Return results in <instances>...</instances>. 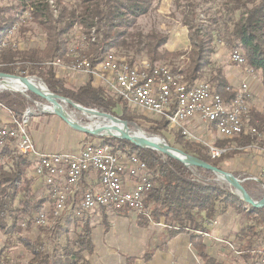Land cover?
Returning <instances> with one entry per match:
<instances>
[{
	"label": "trees",
	"instance_id": "16d2710c",
	"mask_svg": "<svg viewBox=\"0 0 264 264\" xmlns=\"http://www.w3.org/2000/svg\"><path fill=\"white\" fill-rule=\"evenodd\" d=\"M15 2L0 7V31L6 32L13 27L20 14L27 13L30 15L24 21L34 23L44 32L43 45L27 46L20 50L4 48L0 52V72L18 75L16 70H19L23 76L37 74L53 92L84 106L103 109L124 120L144 117L136 108L116 97L105 83L104 86H93L92 81L88 80L81 86L69 87L53 63L57 60L72 61L79 56L97 64L113 47L125 50L143 48L152 62L181 54L165 49L169 37L157 29L146 33L132 30L138 18L154 8L155 0H74L71 5L62 0H55L56 4H52L51 0ZM215 3L219 6L213 10ZM175 5L183 16V23L190 29V65L187 70L190 83L197 81L202 69L211 64L214 42L224 36L231 46L243 47L246 63L260 74L264 85V0H175ZM200 13L208 14V20L200 19ZM76 25L81 28L86 44L79 52L72 50L67 37ZM28 30L30 28L25 24L19 28V33L24 35ZM162 48L165 49L164 54L160 52ZM209 82L215 91L228 95L226 89L229 85L221 69ZM0 102L17 114H22L28 104L25 96L12 92H2ZM156 122V126L149 128L155 134L168 123L164 119ZM252 122L264 133V111L253 113ZM86 135L101 138V144L134 152L146 161L152 188L144 198L149 216L140 215L142 222H158L163 218L166 225L174 228V232H187L202 264H222L208 254L200 232L207 230L206 221L215 220L231 208L241 214L243 227L237 237L241 244L239 250L247 253V261L250 257L248 251L253 246L259 242L264 245V207H245L246 203L238 195L214 180L216 175L213 172L202 167H188L163 153L136 146L127 139ZM255 139L251 134H242L231 139L219 138L215 145L229 147L233 143L238 147L248 146ZM183 141L197 151L199 158L227 170L220 162L226 157V154L221 155L223 152L217 156L211 155H221L219 158H212L205 145ZM0 155V229L15 238L24 230L21 225L26 217H29L27 230H31L36 226V214L44 209L51 216L53 208L45 206L48 196L42 194L36 197L33 193L35 178L29 171L35 158L18 154L10 147ZM196 171L210 180L199 179ZM244 185L253 195L251 189L256 185L255 180L247 178ZM81 195L79 191L75 194L72 209L67 208L62 216L57 219L50 217L47 225L36 226L35 238L27 236L17 239L32 255L28 264H86L78 256L63 257L59 251L60 241L71 229L81 239L91 240L92 220L88 216H78L73 210L78 207ZM7 256L5 251L0 252V264H18L14 258L12 262V258Z\"/></svg>",
	"mask_w": 264,
	"mask_h": 264
},
{
	"label": "rangeland",
	"instance_id": "374dc122",
	"mask_svg": "<svg viewBox=\"0 0 264 264\" xmlns=\"http://www.w3.org/2000/svg\"><path fill=\"white\" fill-rule=\"evenodd\" d=\"M62 2L71 5L73 4L74 0H62ZM51 3L54 4L55 0H51ZM13 4H16L15 0H0V7L13 5ZM154 5H155L154 8H152L146 15H143L138 18L136 24L132 27V30L133 31H143L146 33L150 31L151 29H157L158 31L167 34L169 37L168 39L169 41L166 43L165 49L169 50L170 52L177 51V52H180L181 54L176 55V56H167L156 62L151 61V59L147 55L146 50L143 48L141 50H135L133 48L129 50H125V49H117L113 47L112 49L107 51L106 54L110 52H114L117 56L119 57L121 56L124 60H127L130 64L136 65V66L145 64L146 63L145 61H149L151 64H154V65L158 64V65L170 66L171 68H173L175 72L176 71L182 72L187 80V76H188L187 70L190 65V53L189 52L191 49V41L189 38V34H190L189 26L183 23V16L181 15L180 11L177 9L175 5V0H159V1L155 0ZM218 6H219L218 3H215L212 5V9L215 10L218 8ZM29 15L30 14H27V13H25L24 15H21V14L19 15L18 17L19 19H17V21L13 25V27H16L14 34L13 32L11 33V31L13 30V27H11L6 32L0 31V35L2 38L3 36L9 37V35L11 34L10 35L11 38H9L10 44L8 45V47L11 46L10 48H13L15 50H20V49H24L27 46H36V45L42 46L43 45L44 32L42 31V29L36 26L32 22L24 21V19L27 20ZM207 16L208 14L200 13L199 18L202 19L203 21H206L208 20ZM1 19H2V14H0V21ZM25 24L28 25V28H30V30H28L26 34L22 35L21 33H19V28ZM67 37L69 38V46L73 48L72 50L76 49V51L79 52L81 51L82 48H85L86 46L85 41H84L85 39L83 38L84 37L83 32L79 26L76 25L74 29L67 35ZM214 47H215V52L212 55L211 64L205 66L202 69L201 76L200 78L197 79L196 82H204V81L209 82L212 76H215L218 73V69H221L229 85L228 86L229 88L227 87L226 89V92L228 93V95L221 93L222 96H224L225 99L230 100V98L236 95L237 90L240 88V85L244 82H247L248 85L250 86V94H251L249 98L250 99L249 107H250L251 115H253V113L255 112L262 113L264 111V85H263L260 74L257 73L253 68L249 67L248 64L238 65L235 62H233L231 59L232 51L234 49H239L244 53L243 47L231 46L224 39V36H220V39L215 40ZM163 48L160 50L162 54H164L165 52L164 51L165 49ZM172 48H175V50H172ZM79 59L82 61H84L85 59L89 61L87 58H83V57H79ZM72 61H62L60 65L54 64L58 68L57 72L62 74L63 78H65V80L67 81L69 87L81 86L85 84L88 80L92 81L93 86H104V83L106 84L105 79H109L113 81V76L111 73H109V71H104V70L102 71V69H100L101 66L99 65V63L101 61L97 63L99 65V66H96L97 69L95 68L97 72L96 74L95 73H82L79 71H74L72 69H69L67 65H71ZM247 68L253 69V72L249 75L247 80L243 81L244 79H246L245 77L249 74V72H247ZM17 69L19 68L17 67ZM16 72L18 73V76H23V72H20L19 70H16ZM28 76L39 78L40 80L44 82V80L37 74L28 75ZM111 91L113 92V89H111ZM2 92L19 93L27 98L28 104L24 108L22 114H17L14 110H12L9 106L3 104L2 102H0V111H1V114H3V117L5 119H9V117L13 116V121H18L22 126H25L27 124L26 129H27L28 136L30 140L32 141V144H34L36 151H38L39 153H43V154L72 153V154L77 155L80 152H82L85 146L88 144L97 145V146L98 145L99 146L108 145V144H101L103 141L101 138L87 136L86 133L73 129L57 114L50 112V111L41 110L40 109L41 103L46 104V101L44 99H41L40 97L33 95V94L31 95L29 93L16 92L10 89H5V88L3 89L2 87H0V94ZM230 94H233V96L231 97ZM114 95L116 94L114 93ZM116 97H120L127 104L129 103L128 104L129 106L136 108V110L139 111L143 115L144 118H138L136 120H132V122L138 123L146 132L156 135L162 140H165L168 144L176 148H179L185 151L186 153L197 156V151L188 147L184 143L183 139L188 140L189 142H192V143L196 142L200 145H205L207 150L209 151L210 156H211L210 154L211 146L225 149V152H223L221 155L226 154V157L222 158L220 162L226 167L227 169L226 171L231 172L235 174L236 176H238L239 178H241L243 180V183L247 178L249 179L251 178L255 180L256 185L255 187H252L251 189L253 195L251 193L250 194L255 199H261L264 197V181L262 180V169L264 167V150H263L264 149V133L262 131H259L261 134L256 136L255 137L256 139L253 141V143L248 146L238 147L236 144L232 143L229 145V147L228 146L219 147L215 145V141L223 137L221 136L216 126L217 124L215 122H208V121L204 122L200 117L198 118V116H195L191 120L189 119V120L183 121L178 127L173 126L170 124L169 120H167L165 116L154 114L146 109L140 108L126 101L120 95H116ZM29 108L33 109V111L35 112H30ZM91 108H97V107H91ZM70 112L76 119L80 120L83 124L100 122L99 119H89L87 116H85L84 114H82L81 112L77 110L70 109ZM25 118L27 119V122L24 124L23 121ZM163 119L168 122L165 127L160 128L156 134L149 131L150 127L157 125L156 121L163 120ZM252 119H253V116H250L249 120L251 123H253ZM192 120L193 122H190ZM185 131H187L188 133H186ZM204 132H208L206 133L208 135H205ZM180 135H182L184 138H182ZM94 136H109V135H94ZM225 139H228V138H225ZM108 146H112V145H108ZM9 147L14 149V151H16L18 154H22L21 152H18V150L15 148V146L12 143H8L2 150H0V152H2L4 149L9 148ZM112 147L115 150H118L119 154L121 152L125 153V156H127L128 154H135L134 152L124 150L123 148H120V147H115V146H112ZM220 156L218 157L211 156V157L219 158ZM30 157L35 158V162L29 171L30 172L29 174L33 178H35V181L32 185V188L34 189L33 193L36 197L42 196L43 194V192L41 193L42 189H39L36 187L37 181H42L43 188L45 189V186L48 187V191H44V194L49 197L48 198L49 200L47 201L45 206L46 208L47 207L53 208V213L51 216H49L43 209L40 212H38L34 218L36 226H39V225L45 226L48 224V220L50 217H52V219L53 218L56 219L55 212L57 211L58 199L56 197V193L54 192L55 191L57 192V190H59L60 188H61L60 191L63 190V188L66 187L67 183L65 180L60 178L62 181H64V184L60 186V184L56 180L57 177H55L54 180L51 183H49L47 178L43 176H38L36 172V167H37L36 164H38L37 162L38 156L30 155ZM0 160L2 159L0 158ZM88 175H92L93 179H91L90 180L91 183L86 186L82 184V182L85 179L87 180L89 179ZM196 175L199 179L210 180L206 176L202 175L200 172L196 171ZM214 180H216L221 185H226L234 193L233 188L227 183L218 179L217 176L215 177ZM71 187H73V193L70 195L68 199L65 210L69 206L70 208L72 207L75 194L78 191L81 192L82 195L80 197V202H78V207L73 209L74 212L78 216L80 217L88 216L89 217L92 214L102 211L103 208H109V207L99 206V209L98 207L93 208V209H86L83 206V203L85 201L84 199L88 191L97 192V191L102 190V184H101L100 178L95 171L89 170V172L88 171L85 172L80 185L71 186ZM245 207H247L248 209L250 208L247 204H245ZM111 208L117 210L118 212L129 211V212H135V214L138 216L140 215L149 216L148 210L146 207H145V210H142V211H134V210H130L127 208L117 209L115 207L110 206V209ZM65 210L63 211V213L65 212ZM41 215H44L43 222L38 221L39 218H41ZM28 221H29V217H26L21 225L24 230L21 233H18L19 235L17 234L15 238H11L9 234H7L6 232L0 229V252L5 251V253L8 255L7 257H9L10 259L12 258L11 259L12 262L14 258V260L18 264L19 263L28 264V262L30 261L32 257L31 253L24 246V243H21L20 241L17 240L20 237L21 238H25L27 236L31 238L36 237L37 227L34 226L31 230L30 229L27 230ZM150 221H154V220H150ZM126 222H128V220ZM141 222L142 220L140 217L139 223ZM103 228H104L103 225H101L99 226L98 229H103ZM258 228H260V226H258ZM73 232L74 231H72L71 229L69 234L64 236L63 239L60 241L59 251L61 250L62 241L65 240L67 236H72ZM200 233L202 234V236H211L210 233L207 231L200 232ZM120 239L122 240V237H120ZM240 246L241 244L238 243L236 246L237 252L240 249ZM191 247L193 250L195 249L192 242H191ZM253 250H256L255 254L257 255L258 253L257 251L259 252L264 251V245H262V242H259L248 251V253L250 254L249 255L250 262H251V258H253L252 257ZM242 252L247 254L245 251H242ZM69 257H72V256H69ZM221 263L224 264L225 262L221 261Z\"/></svg>",
	"mask_w": 264,
	"mask_h": 264
},
{
	"label": "built area",
	"instance_id": "2783aa9c",
	"mask_svg": "<svg viewBox=\"0 0 264 264\" xmlns=\"http://www.w3.org/2000/svg\"><path fill=\"white\" fill-rule=\"evenodd\" d=\"M9 39V38H8ZM231 59L238 65H247L244 57L234 49ZM146 62V70H137L130 63H116L102 60L101 65L114 64L115 75L113 81L105 79L106 84L113 89L116 95L125 97V100L146 109L154 114L165 116L173 126H180L183 121L191 120L198 116L204 122H210L211 118L220 115L221 111L211 104L212 85L206 81V86H195L194 95L188 99H180V92H172L170 89V77H177V71L159 73V67H155L149 61ZM53 64L60 65L59 60ZM250 67V66H249ZM97 67L82 65V69H75L82 73H97ZM101 69V68H100ZM243 81L247 80L251 71ZM191 84V83H190ZM187 90V89H186ZM238 103L242 107L249 104L250 86L247 82L240 85L237 90ZM25 118L23 123L25 124ZM0 123H6V133H0V141L4 147L12 143L22 155L38 156L37 174H41L51 183L55 177L66 181L63 191H55L58 199L56 219L63 214L68 199L73 193V187L80 185L83 175L89 170L95 171L101 181V191H88L83 206L86 209L95 208V202H105V207L117 209L127 208L134 211L145 210L144 198L152 187L150 172L144 159H138V155L118 151H111L109 147L98 148L97 145H86L82 152L75 155L72 153L43 154L36 151L30 140L26 126L18 121H13V116L5 119L0 111ZM224 129L241 130L247 129L236 122V115L229 118L223 125ZM188 133L187 131H185ZM221 134V131H220ZM216 148L213 146V149ZM264 181V167L262 169ZM43 222V217L39 218ZM252 251L253 258L248 264H264V251Z\"/></svg>",
	"mask_w": 264,
	"mask_h": 264
},
{
	"label": "crops",
	"instance_id": "0c3cea01",
	"mask_svg": "<svg viewBox=\"0 0 264 264\" xmlns=\"http://www.w3.org/2000/svg\"><path fill=\"white\" fill-rule=\"evenodd\" d=\"M88 177L82 184L91 183L93 176ZM56 180L60 186L64 184L60 178ZM36 184L42 189L41 193L48 191V187L43 188L42 181ZM89 217L94 225L91 240H83L73 232L61 243L63 257L79 256L86 264H202L197 251L191 247L190 235L174 232L163 218L158 222L139 223L140 216L135 212H118L110 207ZM101 225L104 228L98 229ZM205 225L211 235L203 236L209 255L224 264L249 263L247 255L240 250L237 252L236 248L240 243L237 234L243 227L237 211L231 208L215 220L206 221Z\"/></svg>",
	"mask_w": 264,
	"mask_h": 264
},
{
	"label": "water",
	"instance_id": "95a60500",
	"mask_svg": "<svg viewBox=\"0 0 264 264\" xmlns=\"http://www.w3.org/2000/svg\"><path fill=\"white\" fill-rule=\"evenodd\" d=\"M33 76H18L0 72V86L4 89H10L16 92L29 93L40 97L56 105L58 110L53 112L60 116L70 127L83 133L92 135H109L121 139H127L136 146L155 150L171 158L181 161L188 167H202L213 172L218 179L230 185L234 193L238 195L250 208L264 207V197L255 199L245 187L243 180L235 174L220 169L210 162H207L196 155L186 153L168 144L165 140L161 141L156 135L146 132L138 123L129 120H123L120 117L106 112L102 109L91 108L76 103L75 101L61 96L48 87V92L41 91L31 82ZM12 80H23L26 83L24 88H18L8 85L7 82ZM28 94V95H29ZM70 109L77 110L87 116L89 119H102L98 123L83 124L76 119Z\"/></svg>",
	"mask_w": 264,
	"mask_h": 264
},
{
	"label": "bare ground",
	"instance_id": "6f19581e",
	"mask_svg": "<svg viewBox=\"0 0 264 264\" xmlns=\"http://www.w3.org/2000/svg\"><path fill=\"white\" fill-rule=\"evenodd\" d=\"M15 29H16V27H13V30L11 31V33L13 32V34H14ZM10 35H9V37L3 36V38L0 35V52L4 48H7L8 45L10 44V41L8 39V38H11ZM238 53L240 55H242V57H244V60L246 61L245 56L243 55L242 51L238 49ZM82 60H80L79 56H77L76 59L74 61H72V64L67 65V66L69 67V69H72L75 71V69H82V65L92 64V62L90 60L89 61H87L86 59L84 61H82ZM102 60L109 61V62H116V63H129L127 60H124L121 56L120 57L117 56L114 52H110V53L106 54ZM59 62L61 63L62 61L59 60ZM99 65L101 66L102 71L103 70L109 71V73H111L112 75H115L114 64L101 65V62H100ZM99 65L93 63V67H96ZM154 66L159 67V73H170V71H173V68H171L170 66L158 65V64L154 65ZM133 67H136L137 70H146V63L142 64L140 66L133 65ZM250 71L252 73L253 69H250ZM31 82L33 83L34 86L38 87L41 91L48 92V88H47L48 86L45 85L46 83H44L39 78H31ZM7 84L18 87V88H24L26 86V83L23 80H12L10 82H7ZM195 86H206V82L205 81L204 82H196L195 81V82L190 84V82L188 80H186L184 74L182 72H179V71H177V77H170V89L172 90V92H180V99H188L190 97V95H194ZM212 93L214 94V97H211V104H214V108L221 111V113H220V115L213 116L211 118L210 122H215L217 124L216 126H217L219 132L221 131V136L223 138H233L234 136L238 137V135H242V134H245V135L251 134L254 137H256L259 134H261L258 130V127H256L249 120L250 116H253V115H251L249 104H246V106L242 107V110H241V106H239V103H238V94H236L234 96L232 95L233 97L231 96L232 98H230V100L225 99L221 93L215 91L213 86H212ZM123 98L125 99V97H123ZM29 109H30L29 110L30 112H35L31 108H29ZM40 109L43 111H50V112H55L58 110L56 105H54L48 101H46V104L41 103ZM234 115H236V122H238V125H241L242 127H247V129H241V130L224 129V131H222L224 123L229 118H233ZM99 120H102V119H99ZM0 133H6V123H0ZM262 139H263V137H262ZM191 140H192V138H191ZM161 141H163V140L161 139ZM105 147H109L111 151H118V150H115L112 146H108V145H105V146L100 145L99 146L98 145V148H105ZM3 148H4V143L0 141V150H2ZM177 149H179V148H177ZM221 152H225V149L218 148V147L213 149V146H211V148H210V154L212 156H217ZM0 158H1V155H0ZM138 159H141V158L138 157ZM36 165L38 166V164H36ZM147 170L149 171L148 167H147ZM38 176H42V175L38 174ZM56 189H57V187H56ZM60 189L57 191H60ZM61 191H63V190H61ZM99 206L105 207V202H95V208L98 207V209H99ZM41 217H44V215H41Z\"/></svg>",
	"mask_w": 264,
	"mask_h": 264
}]
</instances>
